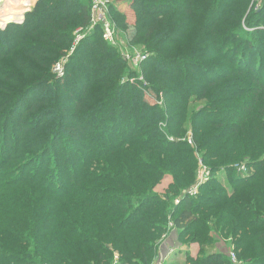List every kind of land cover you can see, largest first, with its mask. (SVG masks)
Segmentation results:
<instances>
[{"label":"trees","instance_id":"obj_1","mask_svg":"<svg viewBox=\"0 0 264 264\" xmlns=\"http://www.w3.org/2000/svg\"><path fill=\"white\" fill-rule=\"evenodd\" d=\"M110 11L118 25L135 13L128 43L147 56L129 75L161 103L125 79L99 24L72 45L90 23L84 0H38L0 30V264H151L170 220L201 247L189 264H231L227 244L264 264V0ZM201 162L224 167L227 187L210 173L189 195ZM167 178L178 195L157 191Z\"/></svg>","mask_w":264,"mask_h":264},{"label":"rangeland","instance_id":"obj_2","mask_svg":"<svg viewBox=\"0 0 264 264\" xmlns=\"http://www.w3.org/2000/svg\"><path fill=\"white\" fill-rule=\"evenodd\" d=\"M37 1L38 0H35L30 6H29V8L26 10V11H24V12H22V10H23V8H24V6H27L28 4H30V0H21V1H19V0H0V18H2V16L3 15H5L6 13H8V9H9V7L8 6H10V4H14V5H12L11 6V8H10V10H12V11H14V14H15V16H14V20H10L9 22H6V23H3L2 21H0V30H4L5 28H6V26L9 24V23H17V24H21L23 21H24V16H25V14L26 13H28V12H30V11H32L33 10V8L36 6V4H37ZM108 2H109V19L111 20V22H113L116 26H117V28H118V30H119V34L120 35H123V34H125V33H128L129 31H131V33H132V31H133V34H135L136 33V25H137V23H136V15H135V13H133V14H127L126 15V17L124 18V24L123 25H118L117 24V20L114 18V16H113V18H112V15H111V11H110V5L111 4H113V6H115V8H118L119 10H120V12H123L124 13V9L125 10H127V8H128V4L130 3V0H108ZM7 3V4H6ZM17 4H18V6H17ZM258 8H260V2H257L256 3V5H255V9H258ZM22 12V13H21ZM101 26V25H100ZM90 30H92L91 28H90V25H88V26H86V27H82V26H78V25H76V27L74 28V30H73V40H72V45H75V40H76V38H77V36H79V35H81V38H82V35L85 33V32H87V31H90ZM101 30H102V27H101ZM133 34L132 35H129V36H131V37H133ZM255 36H262V35H259V34H256ZM80 38V39H81ZM80 39L78 40V41H80ZM78 41H77V43H78ZM130 41V40H129ZM128 43V42H127ZM129 45H133L131 42H129L128 43ZM117 47H119V46H117ZM120 49H123V48H121V47H119ZM143 46H140V45H133L132 47H129L128 48V50H129V54H131V55H134V54H137V53H144V51H143ZM262 49H258V50H256V52L258 53V52H260ZM71 51H73V47L71 48ZM262 52V51H261ZM66 57L67 56H65L64 58H62V57H60L59 58V60L57 61V62H61L63 59H64V62H65V60H66ZM62 58V59H61ZM64 62H63V66H64ZM256 63V61L254 62V64ZM56 64V62L54 63V65ZM253 64V65H254ZM54 65H53V67H54ZM131 65L133 66V67H135V64H133V63H131ZM53 67H52V71H53ZM64 68V67H63ZM55 72L53 71V74H54ZM56 74V73H55ZM56 76H58V75H56ZM151 95L153 96V97H155L157 100H159V99H162L163 97L161 96V97H159L158 96V94H156V92L155 91H153L152 89H151ZM144 100L146 101V102H148V103H153L152 101H155V100H152V98H149V97H147V95L146 94H144ZM156 102V101H155ZM200 164V166L202 165V166H204L205 168H206V170H207V174L206 175H204V176H199V174L197 175V179H202V180H204V182H207V180L209 179V174L210 173H212V171L211 170H209L206 166V164H202V162L201 163H199ZM243 165V164H242ZM241 165V166H242ZM241 166H239L238 167V169H236L237 170V172H241L242 173V171L240 170V167ZM245 169L246 170H248V172H251V168L250 167H248V166H245ZM220 171H218L219 173H217V172H215V173H212V174H214V176H215V178L218 180V182L222 185V187L223 188H225V187H227V172H224V167H220V169H219ZM213 188H216L217 190H218V187L214 184V185H211ZM199 185H198V188H197V193L199 192L198 190H199ZM158 188V190H160L159 192H165V193H167V192H170V193H172V194H174V195H178V193L176 192V191H174L173 189H172V187L170 186V181H169V179L167 178V179H164V180H162V182L156 187V189ZM174 193H173V192ZM196 193V194H197ZM207 194V193H206ZM175 202H176V199H175ZM170 223L172 224V225H168V231H169V229H171V228H173L174 226V224H173V222L170 220ZM169 223V224H170ZM221 240V239H220ZM221 242H225V241H221ZM221 242H219V243H216L214 246H212V247H205V251H211V250H215V249H218V247H220V243ZM191 245H192V249L191 250H188V254H179L181 251H179L177 254H176V256H173L172 258H173V263H170V264H189L188 262H187V256L188 257H191V258H195L196 256H197V253L201 250V247H200V245L198 244V243H190ZM190 244H188L187 246H189ZM225 248L227 249L228 248V246L227 245H225ZM225 248H223L225 251H226V249ZM204 251V250H203ZM183 252H185V251H183Z\"/></svg>","mask_w":264,"mask_h":264},{"label":"built area","instance_id":"obj_3","mask_svg":"<svg viewBox=\"0 0 264 264\" xmlns=\"http://www.w3.org/2000/svg\"><path fill=\"white\" fill-rule=\"evenodd\" d=\"M86 2L89 3L90 5V28L93 29L95 25L99 24L102 27V38L104 41L110 43L113 46H119L122 49V55L124 57V59L129 63V66L126 68L124 77L126 80H130V81H138V83L142 86V88H144V94L147 95V97L152 98V100H155L156 102L158 101V103H161L160 100H157L155 97H153L151 95V88H149L146 84V82L144 81V79L142 78V76H139L138 78H131L129 75V70L131 69V67H133L131 65V63L135 64V66H137V64L144 60L147 56L146 53H137L134 55L129 54V46H128V40L129 37L127 36V34H123L120 35L119 34V30L117 28V26L111 22V20L109 19V2L108 0H84ZM88 32V31H87ZM84 35V34H83ZM82 35V37H83ZM81 38V35L77 36L76 40H75V44L77 43V41ZM63 62L64 59L61 62H57L54 67H53V71L56 73V75L61 76L64 72V66H63ZM189 143L192 145V142L189 140ZM240 170L244 173L247 172V170L245 169V165H242L240 167ZM199 176H204L207 174V170L204 166H200L199 172H198ZM198 183L191 187L187 192L189 195H196L197 193V188H198V184L204 180L202 179H197ZM170 223V222H169ZM169 225H172L171 223ZM229 259H230V263L231 264H241V261L238 259L236 253L231 249H229ZM110 264H119L118 263V258L115 255L113 261Z\"/></svg>","mask_w":264,"mask_h":264},{"label":"crops","instance_id":"obj_4","mask_svg":"<svg viewBox=\"0 0 264 264\" xmlns=\"http://www.w3.org/2000/svg\"><path fill=\"white\" fill-rule=\"evenodd\" d=\"M157 191L158 190L157 188ZM185 243V239L182 238V233L180 229L175 227L169 229V231L162 237L159 244L157 256L151 264H170L173 263V256L181 251L179 254H188V250L192 249V245ZM228 248L225 252L230 249V244H227ZM224 250V249H223ZM185 251V252H183ZM175 264V263H174Z\"/></svg>","mask_w":264,"mask_h":264}]
</instances>
